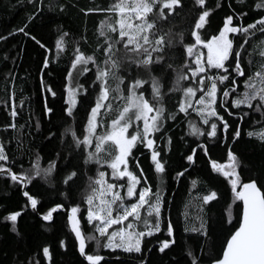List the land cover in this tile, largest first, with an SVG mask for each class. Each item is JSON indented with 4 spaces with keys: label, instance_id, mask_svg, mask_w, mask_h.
<instances>
[{
    "label": "snow or ice",
    "instance_id": "6c2138e0",
    "mask_svg": "<svg viewBox=\"0 0 264 264\" xmlns=\"http://www.w3.org/2000/svg\"><path fill=\"white\" fill-rule=\"evenodd\" d=\"M28 3L34 6V11L27 18L30 22L43 11L44 4L43 0H28ZM207 4L208 0H194L198 10L190 21L189 29V36L194 39L188 42H185L183 31L174 32L173 27L167 23L171 15L184 12L187 7L185 0H116L106 9H87V12L111 13L114 18L105 17L99 22L98 39L102 38V41L97 44V51L102 50L103 58L98 59L95 52L86 54L77 45L66 68L67 84L64 91L67 98L64 100L66 107L62 109V115L74 117L79 105L85 109V122L79 135L68 124L58 137L64 146L63 163L58 166L57 160L53 159L43 167L39 153H35V160L27 170L21 164L20 171H13L11 167H6L9 156L6 143L0 140V162H3L0 163V176L6 177L21 189L33 180L45 181L50 186L59 180L71 187L69 182L74 183V178L80 172L81 158L84 165L97 166L95 176L87 177L88 185L82 197V203L86 205L83 215L91 226L90 231L86 233L81 227V218L78 216L81 213L80 204L72 206L67 217L79 255L87 264H109V260L101 254L103 249L112 253L119 250L127 254H139L140 264H147L143 258L147 248L146 238L162 230L166 231L167 237H157V251L166 254L175 245L173 222L171 219L165 222L164 219L167 168L162 158L163 149L158 144V140L167 131V121H175L177 115L182 113L187 120V134L197 139L204 138V143L191 148L190 154L184 157L192 164L195 163L197 148L208 155V139H242L240 124L230 126L221 111L232 116L233 112L229 108L246 107L260 113L264 120V39H260L254 48L261 62L254 64L250 58L247 73L242 66V51H246L245 45H249L250 38L256 33L264 36V15L246 25L243 23L246 12L237 14V19L241 21L237 24L233 23L234 15H227L218 34L204 38L200 30L209 24L208 18L214 11ZM220 6L217 0L215 8ZM56 7L63 11V5ZM254 8L264 10V0H257ZM26 27L27 23L10 31L8 36L23 33L44 50L41 62L43 73L44 69L50 67V46L25 31ZM57 32L59 35L54 41V47L59 57L67 51L66 38L69 33L59 25ZM230 34L233 35L230 37ZM237 35L242 38L238 44L235 43ZM6 39L7 36L0 35V41ZM84 39L87 42L86 37ZM201 49L207 50L206 56ZM81 77L85 78L83 82ZM237 77H245L242 92H237ZM40 88L53 98L57 96L52 86L45 83L43 74L40 76ZM174 94H179V98L175 102V110H171L166 106L165 98ZM10 98L13 102L8 115L12 122L4 125V129H11L16 134L13 139L19 143L25 125L17 124L16 118L24 109L26 101H19L18 110L14 92ZM43 109L46 116L54 114V109L48 106L47 97ZM192 113H195L198 121L189 118ZM247 115V112H241L238 120L243 121ZM34 128L40 131L39 121ZM54 135L50 130L47 138ZM246 135L264 143V126L248 131ZM65 137H70L67 143ZM171 142V137H167V145L170 146ZM144 150L149 154L158 181L155 190L136 156V152L143 154ZM57 157H60V153H57ZM227 159V166L215 160L211 161V165L214 171L228 179L233 201L225 207L226 223L232 225L235 218L236 224L222 247V254L209 252L210 264H264V183L258 186L256 179L247 182L242 180L238 171L240 160L231 147L228 148ZM105 167L110 172L102 170ZM134 169L139 170L138 174ZM182 176L184 171L176 172V178ZM192 183L195 185L197 181ZM22 194L31 208L37 209V198L26 190ZM217 196L213 190L199 196L201 205L195 217L200 221L199 227L194 223H186L184 227L185 232L203 237L198 245L201 252L205 243L210 249L214 248L207 220L204 219L203 206L217 200ZM237 201L240 202V208L238 215H234L233 204ZM62 207L63 204L58 203L49 208L43 219L51 221L53 213ZM20 216L21 211H13L3 217L5 221L11 222V231L17 235L19 232L16 224ZM184 216L187 222L189 213L186 211ZM89 242H94V247L86 251ZM60 245L64 246L63 240ZM42 251L51 264L49 247H43ZM186 256L190 264H203L201 256L196 255L192 248L186 251ZM177 264L180 262L177 261Z\"/></svg>",
    "mask_w": 264,
    "mask_h": 264
},
{
    "label": "trees",
    "instance_id": "16d2710c",
    "mask_svg": "<svg viewBox=\"0 0 264 264\" xmlns=\"http://www.w3.org/2000/svg\"><path fill=\"white\" fill-rule=\"evenodd\" d=\"M116 0H43L44 9L35 19L28 22V16L34 11V6L28 3V0H0V35L7 36L5 41H0V140L6 143V151L9 156V163L6 167H11L13 171H20L21 164L23 169L27 170L32 161L35 160V153H39L40 164L43 167L48 165L50 160H57L58 166L63 163L65 155L64 146L60 143L58 137L63 133L64 127L71 124L74 131H82V124L85 122L84 107L77 106L75 116L70 118L66 114L62 115V109L66 107L64 100L67 94L64 91L66 81V68L72 56L75 46H79L81 51L86 54L96 53L98 59H102L101 51H97V44L102 41L98 39L99 22L105 17H113V14L102 11L87 12L89 8L106 9L114 4ZM217 0H208L206 6L214 8L209 19V24L200 30L204 38H210L211 35L218 34V30L223 26V20L227 15H234L233 23L241 21L237 19V14L246 12L243 17V23H251L264 15V10L254 8L257 0H219L221 6L215 8ZM187 7L183 13L173 14L167 22L173 27L174 32L183 31L185 42L191 38L189 29L190 21L196 14L198 8L194 5V0H185ZM57 5H63V11H60ZM51 9V10H50ZM84 11H81V10ZM167 12V10H165ZM87 13V14H85ZM27 23L25 31L36 35L47 46H50L48 53L50 67L42 68V59L45 52L35 44L29 37L23 33H17L8 36L10 31L22 27ZM61 26L63 31H67L69 36L67 51L57 57L54 47V41L59 35L57 26ZM232 36V35H231ZM84 37H86V41ZM264 39L260 33L250 38L249 45H245L246 51H242V66L245 72L249 71L248 60L251 58L254 64L261 62V58L254 48L259 44V40ZM240 36L235 37V43H241ZM235 46V44H234ZM179 51V49H177ZM7 56V59H5ZM179 62V61H177ZM9 73H12L10 76ZM43 74L45 83L50 84L57 96L51 97L40 88V76ZM90 75V74H89ZM81 77V82L84 81ZM245 77H237V92H242L243 81ZM7 81V83H5ZM87 86V85H86ZM15 93V102L19 110V101L25 99V107L20 111L16 118L17 124H24L21 130L20 141L13 139L16 135L11 129L5 131L4 125L12 122L8 115ZM47 97L49 107L54 109V114L45 115L43 105ZM179 94L166 96V106L175 110V102ZM233 112L229 116L221 111L230 123H239L242 132V139L233 141L230 138L222 141L208 139V155L197 148L195 154V163L190 164L184 157L191 148H196L197 144L204 143V138L197 139L188 135L187 120L183 114L179 113L175 121H167L165 127L167 131L164 137L158 140V144L163 149L162 158L166 164L167 175L164 185V198L166 201L164 209L165 222L171 219L174 226V235L176 243L166 254L157 251L158 240L166 238L167 233L163 231L155 234L151 238H146L147 248L143 252V258L147 264H190L186 251L189 248L195 250L196 255L201 256L203 264H210L211 254H222V247L229 236L230 230H234L236 224L235 218L232 225L226 223V205L232 204L233 197L230 190L228 179L222 174L212 169L211 161L215 160L218 164L227 166V151L231 147L234 153L239 157L240 166L238 171L244 182L250 179H256L258 186L264 183V143L255 138L247 137L248 131H254L264 126L260 113L246 107L242 109L229 108ZM241 112H247L243 121L238 120ZM198 121L194 113L189 117ZM39 121L41 128L37 132L34 128L35 123ZM67 122V123H66ZM55 133L50 139L49 131ZM231 127L229 132H231ZM159 135V134H157ZM167 137H171V145H167ZM70 137H65V143ZM135 151V150H134ZM60 153V157H57ZM140 167L143 168L145 175L149 178V183L153 189L158 186L153 167L147 150L143 154L136 152ZM3 163V162H0ZM132 161H130V167ZM80 172L74 178V183L68 187L55 181L54 186H50L45 181L33 180L28 185L27 190L38 200L37 214L32 210L27 198L23 196L20 186L13 184L4 176H0V264H49V260L43 256V247H49L51 255V264H87L80 257L78 247L75 242V236L70 231V225L67 221V214L63 211L57 212L51 221H44V216L49 208L56 204H63L62 208L70 210L72 206L81 205V227L87 233L91 226L87 224L84 218V209L86 205L82 203V197L88 185V176H95L96 165H84L83 159L79 163ZM187 169V171H185ZM102 170H108L106 167ZM137 171L138 169H134ZM184 171V176L176 178V172ZM197 181L193 185L192 181ZM209 190L216 191L217 200L204 205V219L207 220L209 233L214 248L210 249L208 244H203V252L198 245L203 241L197 233L185 232L186 223H194L199 227L200 221L195 219L197 216L201 201L199 196L205 195ZM264 190V189H262ZM185 205H188L186 208ZM240 202L233 204L234 215H238ZM13 211H21L18 217L16 227L19 235L11 231V222L5 221L3 217ZM189 213V220L186 222L184 213ZM222 217L224 219H222ZM162 224V229H163ZM64 241L61 247L60 241ZM151 243H148V241ZM93 248L88 244L86 251ZM148 249H151L149 251ZM108 260L109 264H140L139 254H127L120 251L112 253L110 250L103 249L101 252ZM117 257H119L117 259Z\"/></svg>",
    "mask_w": 264,
    "mask_h": 264
},
{
    "label": "water",
    "instance_id": "95a60500",
    "mask_svg": "<svg viewBox=\"0 0 264 264\" xmlns=\"http://www.w3.org/2000/svg\"><path fill=\"white\" fill-rule=\"evenodd\" d=\"M28 187V186H27ZM27 187L23 189V191L27 190ZM33 210V209H32ZM36 214H37V209L33 210ZM59 211H63L67 214V216L70 214V210H66L65 208H60L58 209L55 213H53V217L54 215L59 212ZM41 218L43 219V216H41ZM44 220V219H43ZM45 221V220H44Z\"/></svg>",
    "mask_w": 264,
    "mask_h": 264
},
{
    "label": "rangeland",
    "instance_id": "374dc122",
    "mask_svg": "<svg viewBox=\"0 0 264 264\" xmlns=\"http://www.w3.org/2000/svg\"><path fill=\"white\" fill-rule=\"evenodd\" d=\"M231 35H233V34H230V37H231ZM204 53H205V56H206V52H207V50L206 49H201ZM195 114V113H194ZM202 127H206V126H203V125H201ZM105 171H108V172H110V170L108 169V170H105ZM109 179H110V177H109ZM111 182V181H110ZM88 244H91V245H93V247H94V242H89ZM117 251H119V250H117Z\"/></svg>",
    "mask_w": 264,
    "mask_h": 264
}]
</instances>
